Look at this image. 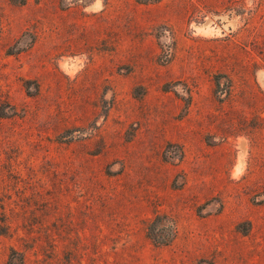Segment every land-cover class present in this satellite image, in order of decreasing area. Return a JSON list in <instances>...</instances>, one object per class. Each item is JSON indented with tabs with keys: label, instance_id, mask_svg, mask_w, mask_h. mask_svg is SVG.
I'll use <instances>...</instances> for the list:
<instances>
[{
	"label": "rangeland",
	"instance_id": "obj_1",
	"mask_svg": "<svg viewBox=\"0 0 264 264\" xmlns=\"http://www.w3.org/2000/svg\"><path fill=\"white\" fill-rule=\"evenodd\" d=\"M5 218L28 264H264V0H0Z\"/></svg>",
	"mask_w": 264,
	"mask_h": 264
},
{
	"label": "trees",
	"instance_id": "obj_2",
	"mask_svg": "<svg viewBox=\"0 0 264 264\" xmlns=\"http://www.w3.org/2000/svg\"><path fill=\"white\" fill-rule=\"evenodd\" d=\"M168 215L156 213L154 217H151L146 223V235L147 237L158 246H168L170 245L177 236V228L173 221L169 219ZM2 231L0 234L9 233L16 238L18 242H21L20 252L23 256L21 260V264H28L29 258L28 253L31 252L27 248V243L29 240H34L36 238V231L25 229L26 231H22L23 229L19 225H15L13 221L9 218H5L2 224ZM47 234L50 236H54L53 231H51L52 226L54 224L46 225ZM60 227L56 229L55 232L59 234ZM56 238V237H53ZM13 248V247H12ZM34 248V246H33ZM13 250H16L13 248ZM33 250V249H32ZM35 250V248H34Z\"/></svg>",
	"mask_w": 264,
	"mask_h": 264
}]
</instances>
